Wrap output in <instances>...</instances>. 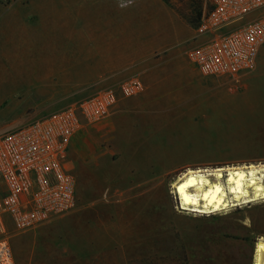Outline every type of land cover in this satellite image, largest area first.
<instances>
[{"label": "rangeland", "instance_id": "374dc122", "mask_svg": "<svg viewBox=\"0 0 264 264\" xmlns=\"http://www.w3.org/2000/svg\"><path fill=\"white\" fill-rule=\"evenodd\" d=\"M146 1L182 37L136 53L139 63L122 37L111 47L92 37L100 50L79 52L65 43L67 21L46 14L24 17L15 41L0 44V134L99 91L115 95L108 116L83 122L69 147L74 210L23 233L4 217L0 240L15 264H196L192 256L211 251L225 264H254L264 200L199 215L177 208L173 184L188 170L264 166V45L251 72L203 76L187 51L203 38L196 28L205 0ZM133 82L140 86L124 92Z\"/></svg>", "mask_w": 264, "mask_h": 264}, {"label": "built area", "instance_id": "2783aa9c", "mask_svg": "<svg viewBox=\"0 0 264 264\" xmlns=\"http://www.w3.org/2000/svg\"><path fill=\"white\" fill-rule=\"evenodd\" d=\"M86 1L127 6L144 0ZM204 2L196 28L203 38L187 51L189 60L206 76L234 78L251 72L264 44V0ZM252 15L256 16L240 24ZM132 85L124 87V92L140 86L136 82ZM114 103L111 89L99 91L0 134V226L7 217L16 232H28L74 210L76 186L67 161L69 143L83 122L104 119ZM174 200L177 208L185 211L175 195ZM0 264H15L5 238L0 240Z\"/></svg>", "mask_w": 264, "mask_h": 264}, {"label": "crops", "instance_id": "0c3cea01", "mask_svg": "<svg viewBox=\"0 0 264 264\" xmlns=\"http://www.w3.org/2000/svg\"><path fill=\"white\" fill-rule=\"evenodd\" d=\"M22 1L9 0L8 4L0 11V44L4 42L8 43V41L14 42L15 35L18 32L16 30V23L24 17L27 18L32 13L39 14V17L46 14L49 19L67 21L68 29L63 31V35L68 37L64 39L65 43L80 46V48L76 49L79 52L100 50L97 40L92 37L104 38L106 47H111L110 45L113 43L116 45L118 37H122L128 47L127 50L133 54L129 58V60L133 59L131 60L133 61L132 64L139 63L138 60H134L136 53H140L141 51L149 53L158 50L182 37L181 29L170 23L166 19L164 9L153 1H139L127 6H120L113 1L96 6L86 5L84 0H27V3L24 4ZM116 49L118 48L115 47L114 50ZM67 51L74 52L75 49L69 47ZM190 64H192L197 72L202 74L191 61ZM101 66V63L100 65L94 63L88 67L95 68ZM104 67L111 66L105 64ZM188 68L189 72H192V69ZM83 125L75 132L69 143L67 149V161L69 165L71 163L68 158L69 147L73 140H75L74 143L77 145V134L82 130ZM69 167L72 169L71 166ZM237 258L244 261L243 255H237ZM192 261H195L196 264H225L224 254L212 251L199 252L195 256H192Z\"/></svg>", "mask_w": 264, "mask_h": 264}, {"label": "bare ground", "instance_id": "6f19581e", "mask_svg": "<svg viewBox=\"0 0 264 264\" xmlns=\"http://www.w3.org/2000/svg\"><path fill=\"white\" fill-rule=\"evenodd\" d=\"M173 193L180 209L201 214L257 201L264 198V166L188 170L173 184ZM258 241L254 264H264V241Z\"/></svg>", "mask_w": 264, "mask_h": 264}]
</instances>
